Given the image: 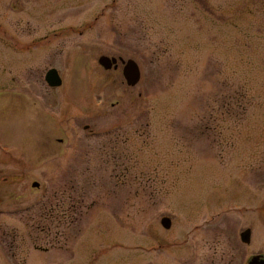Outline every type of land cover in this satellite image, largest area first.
Wrapping results in <instances>:
<instances>
[{
    "label": "rangeland",
    "instance_id": "rangeland-1",
    "mask_svg": "<svg viewBox=\"0 0 264 264\" xmlns=\"http://www.w3.org/2000/svg\"><path fill=\"white\" fill-rule=\"evenodd\" d=\"M255 256L264 0H0V264Z\"/></svg>",
    "mask_w": 264,
    "mask_h": 264
},
{
    "label": "water",
    "instance_id": "water-1",
    "mask_svg": "<svg viewBox=\"0 0 264 264\" xmlns=\"http://www.w3.org/2000/svg\"><path fill=\"white\" fill-rule=\"evenodd\" d=\"M98 61L99 64L105 70L118 69V60L114 57L101 56ZM122 61L124 64L123 75L127 85L130 87L136 86L141 79V70L139 65L137 64V62H135L132 59L128 61H124V60ZM45 80L48 86L51 88H59L62 86L63 83V80L58 70L55 68H51L50 70H48L45 76ZM34 186L39 187V184L35 183ZM160 225H162L165 229H170L172 225V221L169 217H164L161 220ZM251 236H252L251 229H247L246 231L241 233V241L244 242L245 244H250ZM249 264H264V257L255 256L250 260Z\"/></svg>",
    "mask_w": 264,
    "mask_h": 264
},
{
    "label": "flooded vegetation",
    "instance_id": "flooded-vegetation-1",
    "mask_svg": "<svg viewBox=\"0 0 264 264\" xmlns=\"http://www.w3.org/2000/svg\"><path fill=\"white\" fill-rule=\"evenodd\" d=\"M120 60V62L123 64V61L121 60V59H119ZM123 66H124V64H123ZM250 262V261H249ZM249 262H248V264H249Z\"/></svg>",
    "mask_w": 264,
    "mask_h": 264
}]
</instances>
